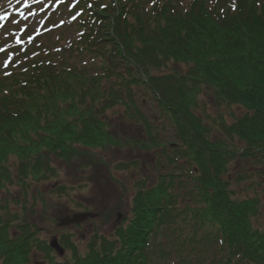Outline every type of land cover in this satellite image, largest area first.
Returning <instances> with one entry per match:
<instances>
[{"label":"trees","instance_id":"trees-1","mask_svg":"<svg viewBox=\"0 0 264 264\" xmlns=\"http://www.w3.org/2000/svg\"><path fill=\"white\" fill-rule=\"evenodd\" d=\"M74 11L69 43L22 51L24 64L0 77V191L15 181L12 157L21 185L55 173L53 158L101 161L90 149L120 144L105 116L116 105L144 128L136 147L163 150L165 171L152 186L136 183L113 238L94 232L82 252L63 236L65 263L53 260L27 210L21 218L0 198V264H34L36 248L49 257L42 264H157L167 230L184 234L183 264H264V202L235 196L228 178L232 161L264 159V0H78ZM142 93L180 144L162 141L139 106ZM211 106L230 110L232 121L218 111L215 127ZM130 165L138 164L121 167Z\"/></svg>","mask_w":264,"mask_h":264},{"label":"rangeland","instance_id":"rangeland-1","mask_svg":"<svg viewBox=\"0 0 264 264\" xmlns=\"http://www.w3.org/2000/svg\"><path fill=\"white\" fill-rule=\"evenodd\" d=\"M58 3V0H0V16H5L4 19H0V47L18 45L24 41V35L46 30L49 28V22H46L47 18L52 19L54 23L62 20L66 22L70 15L69 12H66L68 6L59 5L58 8H60L56 9ZM21 4H26V7L21 8ZM54 9L57 11L55 10L48 15ZM65 27L58 31H52L53 33H50L49 36L54 40L58 38V35L62 40L71 38L74 34ZM20 34L21 36H19ZM5 58L8 62L10 56H0V64ZM138 101L141 110L154 124L162 141L167 143V146L170 142L180 144L175 137L171 124L163 118L162 111L155 99L142 93L138 96ZM222 110L225 118L231 120V111ZM234 111L238 112L236 108ZM217 112L216 108L210 107L209 113L210 116H213L210 121L216 126L219 124V118L214 116ZM105 116L113 126L111 130L114 133L120 136L125 132L127 134L128 126L121 121L128 118L124 113L123 106L116 105L108 110ZM214 119L216 120L214 121ZM119 126H126V130H122ZM137 132L140 131L131 128L127 139L133 141L134 138H138ZM230 144L234 148L242 145L239 141ZM143 150L133 145H126V143L124 147L90 149V153L98 154L104 163L101 164L98 161L91 163L89 161L91 164L87 163L88 166H80L77 162L68 166L62 159L53 158L51 165L57 170L55 173L49 174L48 178L39 180L28 178L24 185L19 184L16 180L17 159L12 157L8 164L14 165L11 169L15 181L8 184V190L0 191V198L7 200L8 210L21 218L24 216V208L27 210L25 220L38 227L36 230L38 237L48 242L55 235H69L79 250L86 252L87 243L94 232L107 237H114V226L123 223L130 213L132 196L136 190L135 184L138 181L146 180L147 185L152 186L157 183L158 175L165 171H163L162 165L156 164L157 161L165 159L162 157L160 148H152L149 151ZM134 161L137 162V166L130 165L127 169L121 167L124 164H132ZM185 170V178H182L185 179L184 186L185 188L188 187V192L190 188H193L194 181L191 178L190 166L189 169L185 168ZM228 178H230L229 182L235 196L240 198L259 197L264 202V159H237L232 161L229 165ZM60 185L64 188L62 194L56 191ZM78 203H81L82 206H78ZM89 205L93 207V211L100 213L97 218L84 222L80 227L60 226L58 224L59 219L71 214L73 210H81L86 206L89 207ZM181 205H184V202ZM31 209H34V214L30 213ZM118 212L125 215L114 224ZM183 236L184 234L173 230L164 231L159 235L158 240L161 238L166 241L165 249L167 251L164 257L157 258V264H183L181 259L185 257L184 252H188L185 247L179 245ZM207 251V258H209L211 249L207 248ZM43 253L37 248L34 249L31 253L32 261L36 264L46 263L47 260ZM66 256H69V252L64 257L56 258V261L65 262L67 261Z\"/></svg>","mask_w":264,"mask_h":264},{"label":"water","instance_id":"water-1","mask_svg":"<svg viewBox=\"0 0 264 264\" xmlns=\"http://www.w3.org/2000/svg\"><path fill=\"white\" fill-rule=\"evenodd\" d=\"M88 216H89V214H76L73 218H65V219H62L61 222H60V224L61 225H67V224H70V223L80 222V221L84 220L85 218H87ZM50 245L59 254L62 255L64 253V249L58 243V239L57 238H53L51 240V242H50Z\"/></svg>","mask_w":264,"mask_h":264},{"label":"snow or ice","instance_id":"snow-or-ice-1","mask_svg":"<svg viewBox=\"0 0 264 264\" xmlns=\"http://www.w3.org/2000/svg\"><path fill=\"white\" fill-rule=\"evenodd\" d=\"M5 18V16H0V19H4Z\"/></svg>","mask_w":264,"mask_h":264}]
</instances>
